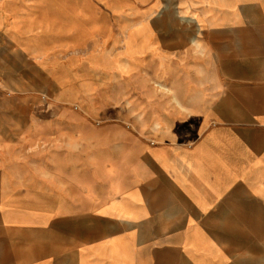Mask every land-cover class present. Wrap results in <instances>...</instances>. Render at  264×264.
<instances>
[{"label":"crops","instance_id":"0c3cea01","mask_svg":"<svg viewBox=\"0 0 264 264\" xmlns=\"http://www.w3.org/2000/svg\"><path fill=\"white\" fill-rule=\"evenodd\" d=\"M0 67L88 84L5 107L0 264H264V0H0Z\"/></svg>","mask_w":264,"mask_h":264},{"label":"rangeland","instance_id":"374dc122","mask_svg":"<svg viewBox=\"0 0 264 264\" xmlns=\"http://www.w3.org/2000/svg\"><path fill=\"white\" fill-rule=\"evenodd\" d=\"M120 48L117 49H108L109 55L115 53ZM112 66L110 63L107 66L108 71H111ZM1 68V67H0ZM28 69H33V72H35L33 66H28ZM115 71H117L116 68H114ZM119 71V70H118ZM39 72V71H37ZM57 72H55L56 74ZM43 75L44 80H35L37 74H31L29 75V79L27 81H19L15 80L14 78L18 76V73H12L9 70H7V67L4 68L3 71H0V124L3 122H8L10 119H19L20 114L19 113H9L5 112V107L10 105H35L33 108L36 109V105H40L41 107L45 106H52V103L54 101V97H52L53 90L55 91L58 88H67V89H73L75 90V93L77 92H84L85 89H87V85L83 81H79L77 79L69 80L68 78L70 75H58L60 79L57 80H51L47 74H39ZM56 76V75H55ZM69 81V82H68ZM106 82H101L98 79L93 80L92 88L100 89V85L102 84L103 89H109V94L112 99L113 104H123L125 102H121L122 99H130V98H122L121 96H116L118 99L115 100V95L117 93L114 92V90L117 89H128L131 90V88L136 87L140 89V92L142 93L143 90L147 89H159L162 90L158 85H156L157 82L162 83L163 81L158 80H151V81H133L131 80V76L128 75L127 77H113L108 75L107 80H104ZM164 86V85H163ZM164 89V88H163ZM111 90V91H110ZM130 92V91H129ZM84 94V93H83ZM83 97V96H82ZM81 99L80 102L73 103L75 106L76 104H82L87 105V97L86 99L83 98H76ZM85 99V100H84ZM111 100L109 101V103ZM81 105V106H82ZM32 116H40L42 117H48L52 115L51 111H43V110H37V112L29 114ZM95 116H99V114H93V120L98 119L95 118Z\"/></svg>","mask_w":264,"mask_h":264}]
</instances>
